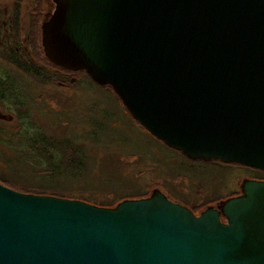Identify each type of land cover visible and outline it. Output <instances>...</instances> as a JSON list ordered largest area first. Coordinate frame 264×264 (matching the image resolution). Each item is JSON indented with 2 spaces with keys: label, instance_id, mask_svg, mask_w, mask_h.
Segmentation results:
<instances>
[{
  "label": "water",
  "instance_id": "1",
  "mask_svg": "<svg viewBox=\"0 0 264 264\" xmlns=\"http://www.w3.org/2000/svg\"><path fill=\"white\" fill-rule=\"evenodd\" d=\"M52 19L51 60L166 146L264 171V0H60ZM243 190L222 225L159 193L110 210L0 184V264H264V182Z\"/></svg>",
  "mask_w": 264,
  "mask_h": 264
},
{
  "label": "rangeland",
  "instance_id": "2",
  "mask_svg": "<svg viewBox=\"0 0 264 264\" xmlns=\"http://www.w3.org/2000/svg\"><path fill=\"white\" fill-rule=\"evenodd\" d=\"M59 4L60 0H0V20L9 25L13 21L14 26L12 46L0 48V75L10 74L15 88L22 90L21 100L28 106L30 120L44 132L52 135L69 132L76 136L89 133L93 138V142L81 138L89 152L84 176L79 182L61 183L67 194H73L70 199L114 210L124 201L147 200L159 193L195 217L206 210L215 211L220 223L226 225L228 219L222 212L225 204L244 197L247 182L264 180L250 179L257 173L247 167L204 157L189 159L166 148L129 116L116 95L88 81L85 84L80 80L83 74L55 64L47 53L48 31L44 26L53 20ZM39 9L44 14L38 16ZM37 16L42 18V29ZM12 48L22 59H32L35 65H43L57 76L44 82L20 73L17 76L9 60ZM5 104L0 103V128L5 124L3 137L8 138L16 121L12 109ZM0 150L8 156L12 153L8 146ZM3 163L0 161V182L24 191L16 182L26 183L29 177ZM135 196L140 198H131ZM102 203L112 208L99 206Z\"/></svg>",
  "mask_w": 264,
  "mask_h": 264
},
{
  "label": "trees",
  "instance_id": "3",
  "mask_svg": "<svg viewBox=\"0 0 264 264\" xmlns=\"http://www.w3.org/2000/svg\"><path fill=\"white\" fill-rule=\"evenodd\" d=\"M9 60L13 66H15L12 71L17 76L20 73L21 76H28L35 81H47L54 78V76H57L56 74H47L39 70L31 61L22 59L19 54L16 55L13 48L10 50ZM64 71L70 72L69 70ZM72 73H81L83 75L80 77V80L85 84L86 81H88L89 83L99 85L106 91L109 90L112 94L116 95L110 85L103 86L94 82L86 71L76 70ZM21 96L22 90L15 88V82L12 77H10V74L4 76L0 75V103H8V106L12 109V113L15 115L16 121V125H14L13 128L14 131H10V136L8 138L3 137V134H5V124H2L3 127L0 128V144L2 145L0 146V149L2 147L6 148V146L12 148V153L9 156L5 155L4 152L0 150V161L2 163L4 162L3 164L8 168L13 167L16 173L24 172L25 175L29 177V183L26 182L28 184H19L16 182V185L24 191L14 189L13 187L11 188L3 183V181L0 182V184L9 189H14L15 191L25 194L41 196L49 195L56 198L70 199L73 194H67L68 191L61 187V185L67 184L68 182H79L84 176L89 164V152L85 149L81 138L84 136L88 142H93V138L89 133H85L82 136H76L69 132L61 135H52L44 132L40 125H37L35 121L30 120L28 106H26L21 100ZM116 96L118 97V95ZM63 124L65 123L61 122V125ZM138 125L141 126L139 123ZM147 133L152 138H156L148 131ZM156 139H158L166 148L177 153L179 152L181 155L185 156L179 150L177 151L174 148L168 147V145L166 146L159 138ZM235 164L239 165L237 163ZM252 170L256 171L257 179L264 180V171L258 169L255 170L253 168ZM30 183L31 185H29ZM131 198L136 199L140 197L135 196ZM99 206L112 208L104 203Z\"/></svg>",
  "mask_w": 264,
  "mask_h": 264
},
{
  "label": "flooded vegetation",
  "instance_id": "4",
  "mask_svg": "<svg viewBox=\"0 0 264 264\" xmlns=\"http://www.w3.org/2000/svg\"><path fill=\"white\" fill-rule=\"evenodd\" d=\"M39 14H44V12H42L40 9H39V13H38V16H39ZM38 16H37V22H38ZM43 17V16H42ZM42 18H40L39 20V24H41L40 25V29H42V23H41V20ZM10 21V20H9ZM36 22V23H37ZM12 23V24H11ZM13 29H14V26H13V21H10V25L9 24H7V21H1L0 20V31H2L3 33H4V36H3V38L2 37H0V48H2V47H10V46H12V43H13V39L11 38L12 36H11V34L13 35L14 34V32H13ZM24 49V51H25V47H23ZM31 62L35 65V63H34V60H32L31 59ZM37 66V65H36ZM40 66H43V65H40ZM39 65L37 66V68L39 69V67H40ZM45 67V66H44ZM39 70H41V71H43V72H45V73H47V74H55V72H53V71H50L48 68H46L45 67V70H42V69H39ZM227 164H229V163H227ZM250 169H252V168H250ZM256 170V169H255ZM250 179H254V180H258L257 179V177L255 176H251L250 177ZM260 180H262V179H260Z\"/></svg>",
  "mask_w": 264,
  "mask_h": 264
},
{
  "label": "bare ground",
  "instance_id": "5",
  "mask_svg": "<svg viewBox=\"0 0 264 264\" xmlns=\"http://www.w3.org/2000/svg\"><path fill=\"white\" fill-rule=\"evenodd\" d=\"M257 187V186H256ZM253 188H255V186H252L251 187V190L253 191V192H255V189H253Z\"/></svg>",
  "mask_w": 264,
  "mask_h": 264
}]
</instances>
